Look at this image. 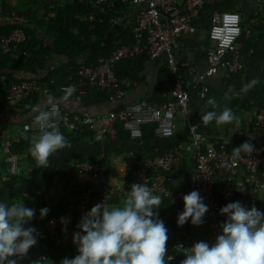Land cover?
<instances>
[{
    "label": "built area",
    "instance_id": "built-area-1",
    "mask_svg": "<svg viewBox=\"0 0 264 264\" xmlns=\"http://www.w3.org/2000/svg\"><path fill=\"white\" fill-rule=\"evenodd\" d=\"M106 0H99L103 4ZM142 7L137 16V25L134 28L135 41L116 49L106 58H102L96 66H87L79 70L74 82L62 87L68 93L70 86L74 85L75 94H85L87 90H111L110 101L119 102L125 97V92L118 85L115 74L116 65L123 60H132L145 56L149 59L167 58L169 71L176 77V84L170 87L173 102L166 105L137 104L121 107L118 111L108 112L98 116H85L76 120L72 119L59 104H51L58 108L59 117L56 122L60 132L77 133L84 129L93 134L96 141L103 142L115 134L116 127L122 125L123 130L132 140H143L145 128L157 127V136L170 139L176 133V116L184 114L191 117V95L187 91V73L193 76L201 100H205L209 93L208 80L224 72L226 80L238 75L243 70L239 50V40L242 36V21L238 12H214L211 18L209 40L211 46L206 50L208 62L207 71L198 73L191 64H184L179 60V39L184 35H193L198 32L195 17L204 6L206 0H186L184 11L180 12L181 0H133ZM261 5L260 15L264 17V0H256ZM170 16V17H168ZM87 19L94 26L96 17L90 15ZM96 23V24H95ZM27 42V34L21 28H15L8 35H0V50L10 53L19 45ZM47 85L37 80H25L15 84L9 95V106L20 107L32 95L43 94ZM36 115V114H35ZM23 124V133L30 145L31 139L39 135L38 128L33 126L34 116ZM256 132L264 131V107L258 112L254 124ZM0 124V147L5 155V162L10 166L12 173L19 171L21 155L11 153V145L20 142V137L9 138L3 135ZM99 137V139H98ZM191 147L178 145L171 152L155 158L144 159L133 172L131 182L115 181L111 185L99 186L101 165L97 161H81L76 164L79 175L89 176L92 184L86 186L79 200L70 207L71 219L80 221L82 215L91 210L97 203L104 200L107 205H115L122 201L133 183H145L154 194L164 196L179 208L183 207V196L197 190L208 206V218L211 222L209 236L199 235L192 237L188 242H179L174 248H167V256L173 259L169 264H181L185 259V249L196 242L204 241L210 245L221 233L219 225L226 220L221 216L220 209L228 203L234 202L236 186L234 176L239 169L248 173L246 182L255 190L264 191V150L263 147L252 143L255 151L252 154L241 153L234 157L232 150L234 143L222 140L208 143L202 137L197 127L191 128ZM251 143V142H250ZM196 152V168L189 176L186 188L173 185L174 177L185 166L188 151ZM226 176L222 185L216 186L214 179L218 174ZM68 229L61 223V219H52L45 229L39 231L37 244L29 250H35L41 242L50 238L56 240ZM28 253V254H29ZM27 254V257H28ZM27 257L20 262H23Z\"/></svg>",
    "mask_w": 264,
    "mask_h": 264
},
{
    "label": "crops",
    "instance_id": "crops-1",
    "mask_svg": "<svg viewBox=\"0 0 264 264\" xmlns=\"http://www.w3.org/2000/svg\"><path fill=\"white\" fill-rule=\"evenodd\" d=\"M75 1V0H74ZM73 1V2H74ZM78 3H83L86 0H76ZM184 1V0H183ZM225 0H206V3ZM63 0H0V26H16L25 25L29 19H42L46 13L62 5ZM142 7L132 5L123 13V17L113 20L114 24L129 30L133 36L134 28L137 25V16ZM261 5L256 0H240L235 5V10L239 13L242 19V38L239 40V50L243 64V70L231 79L226 80L224 72H220L217 76L208 80L209 94L205 100H201L198 90H196L195 80L192 75L187 73V91L191 95V117L184 114L176 116V133L173 138L165 139L155 136L154 138H146L144 140H131L124 137L119 140L117 130L112 134L111 138L101 141H96L93 138L84 142L70 143L71 147L60 150L49 159V167L46 169L37 168L36 163H29L23 166L25 158L22 157L20 162L21 175L24 180L36 178L41 172L39 179L33 180L32 183H24L23 179L19 184L12 183L9 174H13L10 166L5 162V155L0 152V200H6L12 192L17 191L23 196L37 201L41 200L46 205L54 208L60 200H66L69 204L76 203L84 188L92 184V179L89 176L76 174L66 190H62V185L58 184L57 173L61 169L74 167L77 162L81 161H97L101 165L99 186L104 187L113 184L115 181L131 182L129 174L132 169L140 165L144 159L163 156L171 152L178 145L191 147V128L197 127L199 133L209 143H216L222 140H229L234 143V147H238L245 142H251L264 147V131H254L256 116L264 101V17L260 15ZM215 12V11H214ZM197 14L196 18L199 16ZM90 16V15H89ZM89 16L82 19L85 20ZM195 18V19H196ZM89 20V19H88ZM86 21V20H85ZM31 24V23H30ZM94 28V24L92 25ZM198 28V27H197ZM95 29V28H94ZM45 37V33L40 34ZM48 41V39H47ZM180 48L178 49V57L184 64H191L198 73L207 71L208 62L206 59V50L211 46L209 40V26L204 25L198 32L193 35H184L179 39ZM144 61L140 71L134 76L138 65H135V70L132 68L127 70L130 73L129 80H123L126 87V94L119 102H106L95 104L88 99H83L89 94H68L63 92L62 96H68L67 100L60 101L48 91L43 93L39 105L46 108L51 103L57 102L62 109L70 115L74 120L85 116H98L108 112H113L120 107L137 104H155L163 103L170 104L173 101L170 93L167 95L159 94V84L164 83V72L168 71L167 58L160 57L158 59H149ZM61 58H57L49 64V70H53L60 63ZM81 63L85 59H80ZM27 78L28 74H21ZM47 72H41L37 77H44ZM35 76H33L34 78ZM35 77V78H37ZM133 77V78H132ZM259 79L260 83L255 86L246 96L233 99L227 106L230 107L239 119V124H228L225 126H217L212 122L205 126L201 121V110L209 98L215 97L220 103V109L224 107L222 97L224 92L230 87H235L237 90L252 79ZM29 79V78H28ZM68 83V82H67ZM67 86V84L63 87ZM42 95V94H41ZM165 103V104H164ZM207 110H212L211 108ZM21 107L9 108L0 115V120L3 119V125L6 124V137H19L22 132L23 124L35 113H31L30 117H24ZM4 128V127H3ZM253 128V130H252ZM117 129V128H116ZM68 133V132H67ZM71 133L70 135H72ZM185 170L178 172L174 178L173 185L178 188H186L188 185L189 176L196 168V152L195 150L188 151ZM25 157V156H24ZM248 173L245 169H239L234 176L236 186V201H240L249 209L254 205L258 210L264 212V191L255 190L252 185L246 182ZM224 174H218L215 179V185L220 186L225 181ZM176 182H178L176 184ZM23 183V184H22ZM15 184L17 186H13ZM28 184L30 186H27ZM40 196V198H38ZM121 201H117L115 205ZM38 218V217H36ZM56 219V218H54ZM168 229V240H174L182 233L180 228L171 226L164 221ZM68 227L70 224L68 222ZM196 227V226H195ZM209 221H205L200 230H197L192 237L209 236L210 234ZM74 229L68 228L62 234L60 247L66 248L72 246ZM189 237V238H190ZM190 238V239H191ZM189 239V240H190ZM188 240V241H189Z\"/></svg>",
    "mask_w": 264,
    "mask_h": 264
},
{
    "label": "clouds",
    "instance_id": "clouds-1",
    "mask_svg": "<svg viewBox=\"0 0 264 264\" xmlns=\"http://www.w3.org/2000/svg\"><path fill=\"white\" fill-rule=\"evenodd\" d=\"M259 83L254 78L239 90L230 86L223 94L224 107L220 111L217 109L221 102L215 97L209 98L201 110L202 123L238 125V117L227 105L233 99L246 96ZM73 90L74 85L69 87L68 94ZM67 98V95L62 97ZM31 111L36 114L33 126L38 128L39 135L32 137L29 153L37 168L46 169L51 156L71 145L59 130L56 122L59 111L55 105L50 109L36 105ZM254 151L253 144L245 142L232 153L238 158L241 153ZM161 204V196L154 194L145 183H133L117 205L109 206L105 200L97 203L82 215L78 231L73 233L77 255L62 259L60 264H169L173 257H166L168 229L158 218ZM208 211L200 193L193 190L183 196V211L178 213L177 226L183 227L190 221L199 227ZM48 212L46 207L40 209V217H46ZM219 214L226 217L219 225L222 234L211 245L200 241L185 249L181 264H264V212L254 205L249 209L236 201L222 207ZM35 215L36 210L26 207L23 201L0 202V264H18L37 244V229L27 226ZM61 223L66 226L68 221L61 218ZM46 259L40 257L32 264H44Z\"/></svg>",
    "mask_w": 264,
    "mask_h": 264
},
{
    "label": "trees",
    "instance_id": "trees-1",
    "mask_svg": "<svg viewBox=\"0 0 264 264\" xmlns=\"http://www.w3.org/2000/svg\"><path fill=\"white\" fill-rule=\"evenodd\" d=\"M73 1L74 0H63L61 6H58L57 8L55 7L46 13L45 17L36 20L37 24L34 23V19H29L25 25H16L13 27L7 25L0 26V35H8L15 28H21L24 30L25 34H27V42L19 45L16 49L12 50V52L4 53L0 50V115L9 108V95L15 84L21 83L25 80H37L41 84L47 85L48 94L51 93L60 101L63 97L62 87L64 84L69 85L73 83L74 78H77V74L80 69L87 66L98 65L102 58L108 57L113 51L123 45L135 41L134 34L133 36L128 34L129 30H125L123 27L121 28V26H117L113 22V20H116L117 22V19L123 17V13H125L132 5L137 6L133 0H106V2L101 5L99 4V0H86L81 4L76 0L74 2ZM185 1L186 0H181V5L179 7L180 12L184 11ZM238 1L240 0H225L213 3L205 2L204 6L200 9L199 16L197 18L195 17V25L199 29L202 26L207 25L210 30L211 18L214 11H236L235 5ZM86 15H93L96 17L97 24L95 23V29L92 28L93 24L88 21V19H85L86 21L82 19ZM43 32L45 33V37L40 35L43 34ZM59 57L61 58L60 63L55 69L49 70V64ZM145 58V56H141L132 60H123L116 65L115 74L118 80V85L122 90H124V92H126V87L123 84V80H129L130 77V73L127 72V70L132 68L133 71L135 70V65H138V68L134 73V76L137 75L144 61L147 60ZM80 59H85V62H79ZM167 70L168 71L164 72V83L161 81L159 84L160 95H167L170 92V87L176 84V77L169 71V67H167ZM41 72H47V75L44 77H37L41 74ZM21 74H28V77L24 78ZM33 76L37 78H33ZM87 94L89 95L87 97H83V99H88L95 104H101V102L106 103L110 101L112 91L88 89ZM43 96V94L32 95L29 99L24 101L22 105H20L24 113V117H30L32 113V106L39 105ZM58 100H56L57 102L51 104H59ZM155 104L163 105V103ZM263 107L264 101L259 111ZM120 108L116 110L113 109V111H118ZM0 124L4 135L7 131V127L6 124L3 125V119L0 120ZM116 128L119 140H123L124 137L130 138V136L123 130L122 125H118ZM144 131V139L154 138L157 135L156 126H149L145 128ZM64 133V136L70 143L84 142L92 138L95 140L93 134L86 131V129L73 133L72 135H70L71 133L69 132ZM19 137L21 138L20 142L11 145V153L21 155L25 158L22 164L23 166L28 165L29 163H35L30 156V145L28 144L27 137L23 133V129ZM0 152H2L1 147ZM76 164L74 167L61 169L57 173L58 184L62 185V190H66L74 176L79 174L76 169ZM138 166L139 165L135 166L129 174L131 181L133 179V172L136 168H138ZM183 170H185V168ZM41 172L35 178L36 180L41 177ZM9 175L12 183L15 182L16 184H19L21 178L23 179L20 168L18 173ZM168 176L175 178L177 175L169 174ZM35 179L32 178L27 181L23 179V182L32 183ZM1 181L2 176L0 175V182ZM12 185L17 186L15 184ZM25 185L30 186L28 184ZM38 198H40V196ZM161 198L162 204L158 209V218L163 222H168L171 226L180 228L182 231L179 237L174 240L167 241V248H174L179 242H188L191 238L190 236H194V233L197 230H200L205 221H209L208 213H206L204 223L201 226L195 227L191 225L189 221L183 227H178L177 216L178 213L183 211V207L179 208L174 206L170 200L164 196H161ZM36 200L37 201H33L32 199H29L15 191L12 192L8 199L0 200V202H7L11 204L23 201L26 207L34 208L36 210V215L27 226L34 227L37 229V232L44 230L49 221L54 218L66 219L70 224V227L68 228H70V230L74 229L75 231H78L77 224L79 221L77 222L71 219V213L69 210L72 204H69L68 201L60 200L59 204L54 208L46 205V208L49 209L48 215L41 218L40 209L45 208V203L39 199ZM234 202H236V200H234ZM209 225L211 227L210 221ZM61 237L62 235H60V237L56 240L47 238L41 242L35 250L28 254L25 261H19L18 264H32L33 260H37L40 257H47L44 264H60V261L64 258H74L75 255H77L75 245L73 244L72 246L66 248L60 247L59 240Z\"/></svg>",
    "mask_w": 264,
    "mask_h": 264
}]
</instances>
